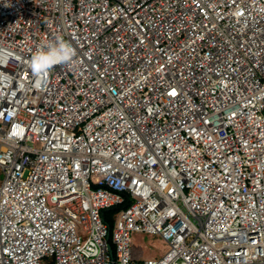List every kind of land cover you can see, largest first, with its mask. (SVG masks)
Listing matches in <instances>:
<instances>
[{
    "label": "built area",
    "instance_id": "obj_1",
    "mask_svg": "<svg viewBox=\"0 0 264 264\" xmlns=\"http://www.w3.org/2000/svg\"><path fill=\"white\" fill-rule=\"evenodd\" d=\"M0 169V264H264V0H0Z\"/></svg>",
    "mask_w": 264,
    "mask_h": 264
},
{
    "label": "clouds",
    "instance_id": "obj_2",
    "mask_svg": "<svg viewBox=\"0 0 264 264\" xmlns=\"http://www.w3.org/2000/svg\"><path fill=\"white\" fill-rule=\"evenodd\" d=\"M75 57L76 49L72 43L57 35L37 46L31 56L30 69L33 75L42 77L55 66H75Z\"/></svg>",
    "mask_w": 264,
    "mask_h": 264
},
{
    "label": "rangeland",
    "instance_id": "obj_3",
    "mask_svg": "<svg viewBox=\"0 0 264 264\" xmlns=\"http://www.w3.org/2000/svg\"><path fill=\"white\" fill-rule=\"evenodd\" d=\"M4 178L0 169V181ZM133 257L144 260L149 257H161L165 253V242L158 236L146 232H134L132 238Z\"/></svg>",
    "mask_w": 264,
    "mask_h": 264
},
{
    "label": "trees",
    "instance_id": "obj_4",
    "mask_svg": "<svg viewBox=\"0 0 264 264\" xmlns=\"http://www.w3.org/2000/svg\"><path fill=\"white\" fill-rule=\"evenodd\" d=\"M119 206L118 207H109V208H105L103 210V218L106 222H108V224L110 225V228L113 227V217L116 213V211L118 210ZM110 244L112 245V247L114 248V244L112 243L111 239H110Z\"/></svg>",
    "mask_w": 264,
    "mask_h": 264
},
{
    "label": "water",
    "instance_id": "obj_5",
    "mask_svg": "<svg viewBox=\"0 0 264 264\" xmlns=\"http://www.w3.org/2000/svg\"><path fill=\"white\" fill-rule=\"evenodd\" d=\"M109 250H110V255L113 257L114 256V250H113L111 245L109 246Z\"/></svg>",
    "mask_w": 264,
    "mask_h": 264
}]
</instances>
